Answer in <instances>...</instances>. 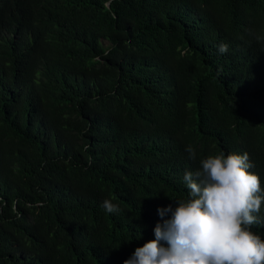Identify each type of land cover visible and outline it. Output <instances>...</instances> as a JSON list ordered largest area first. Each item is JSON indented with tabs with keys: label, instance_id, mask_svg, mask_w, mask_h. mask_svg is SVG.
Returning a JSON list of instances; mask_svg holds the SVG:
<instances>
[{
	"label": "trees",
	"instance_id": "1",
	"mask_svg": "<svg viewBox=\"0 0 264 264\" xmlns=\"http://www.w3.org/2000/svg\"><path fill=\"white\" fill-rule=\"evenodd\" d=\"M221 151L264 188V0H0V264H123Z\"/></svg>",
	"mask_w": 264,
	"mask_h": 264
},
{
	"label": "clouds",
	"instance_id": "2",
	"mask_svg": "<svg viewBox=\"0 0 264 264\" xmlns=\"http://www.w3.org/2000/svg\"><path fill=\"white\" fill-rule=\"evenodd\" d=\"M218 51L226 53L228 46L220 44ZM185 151L196 160L192 145ZM251 167L247 152L201 158L196 171L184 173L186 197L173 200L175 207L157 208L155 238L123 264H264V238L252 230L264 223V188ZM102 206L108 213L120 211L110 200Z\"/></svg>",
	"mask_w": 264,
	"mask_h": 264
}]
</instances>
